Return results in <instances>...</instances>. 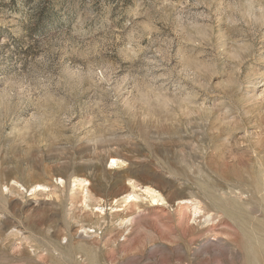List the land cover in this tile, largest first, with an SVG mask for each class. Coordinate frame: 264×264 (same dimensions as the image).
I'll list each match as a JSON object with an SVG mask.
<instances>
[{
	"label": "clouds",
	"instance_id": "9594fccd",
	"mask_svg": "<svg viewBox=\"0 0 264 264\" xmlns=\"http://www.w3.org/2000/svg\"><path fill=\"white\" fill-rule=\"evenodd\" d=\"M118 3L126 15L112 5L106 26L87 32L82 17L71 36L40 38L28 71L0 82V179L124 142L226 188L217 146L264 137V0Z\"/></svg>",
	"mask_w": 264,
	"mask_h": 264
},
{
	"label": "rangeland",
	"instance_id": "374dc122",
	"mask_svg": "<svg viewBox=\"0 0 264 264\" xmlns=\"http://www.w3.org/2000/svg\"><path fill=\"white\" fill-rule=\"evenodd\" d=\"M112 5V18L126 15L118 0H0V82L28 71L40 38L71 36L82 17L87 32L106 26ZM215 155L226 188L124 142L74 150L23 180L5 173L0 264H264V137L229 135Z\"/></svg>",
	"mask_w": 264,
	"mask_h": 264
},
{
	"label": "bare ground",
	"instance_id": "6f19581e",
	"mask_svg": "<svg viewBox=\"0 0 264 264\" xmlns=\"http://www.w3.org/2000/svg\"><path fill=\"white\" fill-rule=\"evenodd\" d=\"M220 155V154H219ZM122 164V163H121ZM120 164V165H121ZM118 165V161H117V159L115 158V159H112V161L110 162V166H113V167H115V166H117ZM83 182V181H82ZM83 184V183H82ZM81 184V185H82ZM85 185H83V187H84ZM82 189V188H81ZM149 191V190H148ZM150 192H151V190H150ZM149 192V193H150ZM157 193V192H156ZM155 193V194H156ZM149 197H151L152 199H153V201L154 202H157V201H160V200H162L161 198H159L157 195H154L153 193H150V196ZM150 198V199H151ZM151 201V200H150ZM195 207H194V212H198V211H201L200 209H201V207H200V203L199 202H196L195 204ZM98 208V207H97Z\"/></svg>",
	"mask_w": 264,
	"mask_h": 264
}]
</instances>
